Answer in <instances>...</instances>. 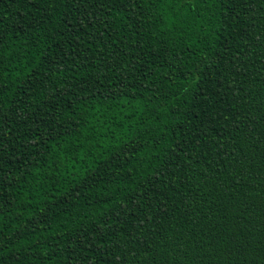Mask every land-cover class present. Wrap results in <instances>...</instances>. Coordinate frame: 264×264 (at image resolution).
Masks as SVG:
<instances>
[{
    "label": "trees",
    "instance_id": "trees-1",
    "mask_svg": "<svg viewBox=\"0 0 264 264\" xmlns=\"http://www.w3.org/2000/svg\"><path fill=\"white\" fill-rule=\"evenodd\" d=\"M0 264H264V0H0Z\"/></svg>",
    "mask_w": 264,
    "mask_h": 264
}]
</instances>
